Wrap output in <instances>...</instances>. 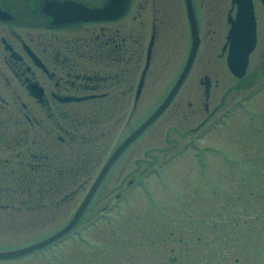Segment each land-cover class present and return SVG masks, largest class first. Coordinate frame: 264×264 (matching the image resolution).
Returning <instances> with one entry per match:
<instances>
[{
    "label": "rangeland",
    "instance_id": "374dc122",
    "mask_svg": "<svg viewBox=\"0 0 264 264\" xmlns=\"http://www.w3.org/2000/svg\"><path fill=\"white\" fill-rule=\"evenodd\" d=\"M167 14L170 22L156 40L138 103L132 99L118 117L97 125L88 136L92 143L84 147L92 149L93 160L76 177L75 186L89 182L68 203H49L48 214L41 212L32 218L23 213L20 218L2 220L0 247H25L64 225L111 149L166 95L189 47L184 21L179 23L175 12ZM212 19L209 15L205 20ZM223 21L218 17L210 26L215 34L210 47L201 52L204 65H196L172 107L113 169L81 222L85 244L76 240L62 243L49 252L58 254L51 257V263L41 255H30L1 264H264V95L242 101L253 90L228 77L218 58L224 41ZM139 37L137 34L136 39ZM149 37L150 33L141 34L143 56ZM144 61L142 66L136 61L135 70H139L130 77L133 94ZM207 72L213 83L219 82L213 87L211 101L217 103L226 94L236 102L223 105L231 106V118L195 131L207 117L200 83ZM214 123L216 127L204 134ZM109 139L112 143L108 145ZM97 153L103 156L101 162ZM141 175L148 182L145 190L136 188ZM124 195H129V201L122 202ZM63 196L58 194L56 202ZM109 218L113 222L106 223ZM95 221L97 226L92 224Z\"/></svg>",
    "mask_w": 264,
    "mask_h": 264
},
{
    "label": "flooded vegetation",
    "instance_id": "af4514ba",
    "mask_svg": "<svg viewBox=\"0 0 264 264\" xmlns=\"http://www.w3.org/2000/svg\"><path fill=\"white\" fill-rule=\"evenodd\" d=\"M110 1L0 0L1 223L7 218H20L23 213L32 218L41 212L48 214L49 203H68L71 194L87 184L84 181L74 188L79 180L76 177L85 172L89 161L83 146L92 143L88 136L97 125L112 122L129 101H134V86L129 81L139 70H135L136 61L142 66L145 59L140 77H147L156 40L170 22L168 12H175L179 23L184 21L190 46L184 0H117L109 13L112 20L66 23L74 15L72 8L102 9ZM191 1L201 37L193 69L203 64L201 52L210 47L211 35L215 34L210 26L221 17L225 19L224 41L218 58L228 71L230 22L236 17L238 4L234 0ZM252 2L257 42L241 80L244 88L253 90L246 100L264 94V6L261 0ZM209 15L213 19L207 22ZM145 33L150 37L143 56L140 38ZM227 75L233 77L229 71ZM212 87L211 83V94L203 103L207 117L195 131L219 118H228L231 106L223 105L236 101L226 94L217 103L211 101ZM71 97L93 98L63 101ZM111 143L112 139L107 140L108 145ZM101 155L97 153L100 159ZM58 194H64L60 202H56Z\"/></svg>",
    "mask_w": 264,
    "mask_h": 264
},
{
    "label": "water",
    "instance_id": "95a60500",
    "mask_svg": "<svg viewBox=\"0 0 264 264\" xmlns=\"http://www.w3.org/2000/svg\"><path fill=\"white\" fill-rule=\"evenodd\" d=\"M187 3V10L190 19L191 32H192V47L190 51L189 58L184 67V70L180 77L177 79L174 86L169 91L168 95L162 101V103L139 125L135 128V130L128 135L114 150L111 154L102 170L100 171L97 179L93 183L90 191L86 195L82 204L74 214L71 221L59 232L52 235L51 237L38 242L36 244L30 245L25 248H21L18 250L10 251V252H0V259H11L22 257L28 255L34 251H37L53 242H56L67 233H69L82 218L84 213L87 211L89 205L91 204L94 196L96 195L98 189L101 184L105 180L109 171L113 167V165L118 161V159L122 156V154L127 150V148L138 139L150 126H152L155 121L165 112V110L172 103L176 94L184 84L191 67L193 65L194 59L196 57V53L199 47V32L197 27V22L194 14V10L192 8L190 0H185ZM264 3V0H262ZM117 0L110 1V4L102 9H87V8H73V10L82 13L80 17H73L69 19V21L76 20H112L113 15H109V13L114 11ZM239 4V10L236 17V20L232 22V31H231V48L228 57V65L231 72L241 77L244 75L247 64L248 57L250 53L253 51L256 44V23L254 18L253 5L251 0H236ZM78 22V21H77ZM144 77L141 79V83L138 89V94L141 91L143 85ZM69 100H81V99H65V101Z\"/></svg>",
    "mask_w": 264,
    "mask_h": 264
},
{
    "label": "trees",
    "instance_id": "16d2710c",
    "mask_svg": "<svg viewBox=\"0 0 264 264\" xmlns=\"http://www.w3.org/2000/svg\"><path fill=\"white\" fill-rule=\"evenodd\" d=\"M89 156V155H88ZM89 158V161L86 162V164H88L91 160H93V158L91 156L88 157ZM86 166V165H85ZM86 171V170H85Z\"/></svg>",
    "mask_w": 264,
    "mask_h": 264
}]
</instances>
